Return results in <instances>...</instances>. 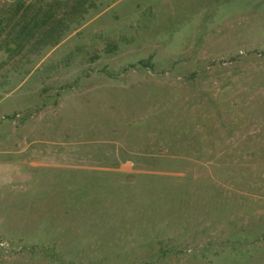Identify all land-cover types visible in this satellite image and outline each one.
<instances>
[{
  "label": "rangeland",
  "instance_id": "rangeland-1",
  "mask_svg": "<svg viewBox=\"0 0 264 264\" xmlns=\"http://www.w3.org/2000/svg\"><path fill=\"white\" fill-rule=\"evenodd\" d=\"M52 1L0 0V264H264V0Z\"/></svg>",
  "mask_w": 264,
  "mask_h": 264
},
{
  "label": "trees",
  "instance_id": "trees-1",
  "mask_svg": "<svg viewBox=\"0 0 264 264\" xmlns=\"http://www.w3.org/2000/svg\"><path fill=\"white\" fill-rule=\"evenodd\" d=\"M88 1H71V0H53L51 3L42 4L39 8H37V13L42 16L41 20L45 21L47 23V30L44 29V33H41L39 35H47L48 30H50L52 25V35L55 33L57 36H61L65 29L70 25L69 22H73L75 20L74 18L77 17V15L84 11V3H87ZM90 2H88L89 4ZM87 4V5H88ZM17 9H13L11 12H14V15L18 14ZM52 19H51V17ZM46 19V20H45ZM77 22V21H76ZM56 36V37H57ZM59 37H57L59 39ZM57 40L53 38L52 43L55 44Z\"/></svg>",
  "mask_w": 264,
  "mask_h": 264
},
{
  "label": "crops",
  "instance_id": "crops-1",
  "mask_svg": "<svg viewBox=\"0 0 264 264\" xmlns=\"http://www.w3.org/2000/svg\"><path fill=\"white\" fill-rule=\"evenodd\" d=\"M5 62H6V61H5ZM5 62H4V63L1 62L0 69H1V68H5Z\"/></svg>",
  "mask_w": 264,
  "mask_h": 264
}]
</instances>
